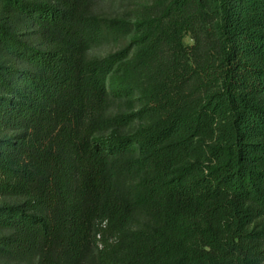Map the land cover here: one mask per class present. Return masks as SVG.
I'll return each instance as SVG.
<instances>
[{"label":"trees","instance_id":"16d2710c","mask_svg":"<svg viewBox=\"0 0 264 264\" xmlns=\"http://www.w3.org/2000/svg\"><path fill=\"white\" fill-rule=\"evenodd\" d=\"M94 1L0 0V257L264 264V0Z\"/></svg>","mask_w":264,"mask_h":264},{"label":"rangeland","instance_id":"374dc122","mask_svg":"<svg viewBox=\"0 0 264 264\" xmlns=\"http://www.w3.org/2000/svg\"><path fill=\"white\" fill-rule=\"evenodd\" d=\"M149 0H95L89 7V12L104 20H131L140 14L142 5ZM185 41L191 44L192 41L186 37ZM127 45V40L109 42L96 46L88 52L90 58H102L113 54ZM124 106L120 103L111 102L109 112L112 115L120 114ZM95 249L91 247L82 257L79 264H95ZM0 264H20L13 259L7 260L0 257Z\"/></svg>","mask_w":264,"mask_h":264}]
</instances>
